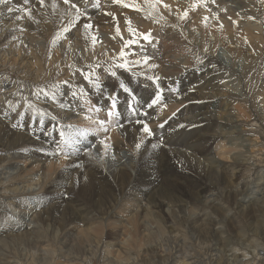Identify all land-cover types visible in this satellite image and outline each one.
<instances>
[{
  "label": "bare ground",
  "instance_id": "bare-ground-1",
  "mask_svg": "<svg viewBox=\"0 0 264 264\" xmlns=\"http://www.w3.org/2000/svg\"><path fill=\"white\" fill-rule=\"evenodd\" d=\"M123 1L137 3L138 9L143 10H139L135 20L133 17L129 22L111 21L110 13L114 14ZM71 4L77 6L79 13ZM261 6L264 7V0H149V3L145 0H70L69 4L64 0H43V3L7 0L6 4H0V70L12 69L21 79L15 82L0 79V148L12 153L11 157L0 155V195L11 196L8 203L16 207L25 206L19 199L28 197L33 204L31 214L35 215L32 222L24 216L21 227H16L17 220L0 223V246L12 243L15 246L14 242L20 244V241L21 245L30 244L32 251L26 245L13 249L21 253L22 264H65L73 259L62 253L60 257L58 249L54 245L46 246L39 234L45 223L62 227L67 220L72 228L69 236L75 238L76 233L85 238V231L94 230L97 239L103 229L112 228L111 233L120 240L117 242L129 249L130 242L143 247L139 238L158 234L173 237L176 233L172 208L190 210L183 197L191 198L194 194L184 188L188 181L183 182V164L190 167L189 180H204L197 187V194L201 196L213 185L207 174L200 171L202 160L217 164L218 172L223 173L222 179L230 180L237 175L232 171L236 166L229 163L230 155L236 147L240 150L249 144L246 138L236 136L237 129L232 125L237 120L230 102L223 99L226 95L214 90L219 88L221 79L226 82L228 76H234L241 81L258 65V55L264 49V42L260 40L264 29L260 24L264 13ZM154 28L161 30V38L154 33ZM150 33L151 39L140 45L142 38ZM129 41H136L138 49L131 43L134 47H130L131 52L127 51ZM152 43H155L154 49ZM190 45L199 54H193L188 48ZM219 47L231 58L227 66L218 58ZM139 49L142 51L133 58L132 52ZM125 50L128 52L126 67L113 61L106 65L109 59L114 60L117 55L120 58L119 54ZM238 57L246 60L243 69L235 62ZM129 64L132 69L128 70ZM128 71L137 72L138 77L129 75ZM48 75L55 79L54 88L49 91L51 95L30 92L35 102L43 105L45 113H36L38 116L33 117L34 112L25 111L24 100L16 110L5 103V99L14 97L10 92L16 93L19 86L36 84L39 87ZM147 81L153 84V89L147 87ZM124 87L130 92H125ZM157 94L160 100L148 107ZM112 97L117 101L115 109L111 106ZM223 101L227 104H222ZM132 104L137 108L133 112L128 109ZM243 107L240 104L237 108L245 116ZM218 115L225 122L224 131L214 130L215 123L219 124ZM145 125L148 132L144 131ZM62 131L68 138L73 137L65 149L60 140ZM207 136L214 137V150L209 151L213 155L207 151L200 155L196 146L209 142ZM184 137L185 142H192L182 148L179 144ZM95 143L99 157L94 159L92 153L96 149L90 147ZM239 150L233 154L235 162L240 161ZM116 154H123L126 162L113 157ZM263 176L258 173L256 182L245 186L237 196L233 190L236 201L244 207L252 206L259 218L264 217ZM86 201L92 209L87 208ZM191 213L188 220L204 221V215L193 212L191 216ZM226 217V213L221 215ZM219 222L211 226V234L220 235L224 225ZM99 238L97 244L87 241L89 255L83 261H93L94 249L103 243ZM114 242L116 245L106 241L105 249L111 246L113 252L118 249L115 247L118 243ZM178 252L182 253L177 257L171 253L166 264H204L191 255H183L181 247ZM29 253L34 255V261ZM255 253L264 263V247ZM110 254L109 250L101 255L104 263L111 264ZM137 256L138 259L140 255ZM115 257L117 263L122 262L121 257ZM137 259L134 257L126 263L137 264ZM0 264H6L4 254H0Z\"/></svg>",
  "mask_w": 264,
  "mask_h": 264
},
{
  "label": "rangeland",
  "instance_id": "rangeland-1",
  "mask_svg": "<svg viewBox=\"0 0 264 264\" xmlns=\"http://www.w3.org/2000/svg\"><path fill=\"white\" fill-rule=\"evenodd\" d=\"M31 4H33L34 6L37 5L35 3H31ZM118 5H119V2L117 5H115V7ZM125 5H129V6H125ZM263 8L264 7L261 6L260 10H263ZM127 10H128V12H127ZM114 14H113V12L110 13V15H111L110 20L115 21L117 23H121L122 21H128L129 22V20L133 17H134L133 19L135 20V17L140 15L139 10H138V4L137 3L136 4L129 3L126 1L121 2L118 10L115 11ZM261 16H262V19L260 21V24H262L263 25L262 27L264 28V13H262ZM160 21L163 22L162 19H160ZM133 22H131V23H133ZM172 23L173 22H170V24H172ZM144 25H146V24H144ZM157 26H163V25L159 24ZM153 27H154V25H153ZM153 31L155 34L159 35L160 38L162 37V36H160L161 30L158 31V30H156V28H154ZM151 34L152 33L148 34L147 38H142L140 45L146 44L147 40L151 39L150 38V37H152ZM144 37H146V36H144ZM260 40L262 42H264V29H263V33L260 35ZM126 44H127V42H126ZM133 45H136V49H138L137 45H139V44L136 41L133 42ZM133 45H130L128 43V45H126V50L131 52L133 47H134ZM154 45H155V43L151 44L152 49H154V47H155ZM130 47H132V49ZM146 47H148V46H146ZM188 48L192 51L193 54H195V55L199 54L198 52H196L197 54L194 52L195 49L193 46L190 45ZM126 50H125V52H123L124 53V55H123L124 59L122 58V55L119 54L120 58L117 55L114 60L109 59L108 61H106V65L108 66L107 63H109L110 61H113L115 64H117L119 66L122 64L125 65L124 64L125 57H126V55H128V52H126ZM141 51H142V49H139V51L138 52L136 51V53L132 52L133 58L135 57V59H136L137 57L135 55L140 53ZM217 54H218V58L222 59V61H220L221 63L223 62L222 65L226 64L224 66H227V63L229 61H231V58L229 57L227 51L224 48H222V47L217 48ZM238 58L239 59L235 60V62L237 63L238 67L243 69V67H245V65H246V60H245V58H242V57H238ZM258 58H259L258 65L254 69L251 70L252 72L251 71L247 72L246 75L243 76L241 81L235 80L234 76H233V78H231V76H228L229 75V73H228L227 74L228 78H226V80H225L226 82H224L223 79H221V83L219 85V88H216L214 90L216 92L217 91L223 92L224 95H226V96H223L224 97L223 99L225 101L228 100L227 102L231 103V104L229 103V106L232 109L231 112L232 113L234 112L233 114L237 120L234 122V125H232L233 129H237V132H236L237 135L236 136L242 137L243 139L246 138L247 142L249 143V144H245L244 146H241L240 150H239L240 147L235 148L236 150L241 151V153L239 152L241 154V157L239 158L240 161L238 160L235 162L236 159L233 155V154H235V152L238 153V151H236L234 149L235 152L232 153L234 151L233 150L231 152L232 154L230 153L231 159L229 158L230 159L229 163L232 166L233 165L236 166V167H234L235 169L232 171H235L237 175L236 176L234 175L233 177H231L230 180H229V178H227V180H223L222 179L223 173L218 172L219 168H218L217 164H214V163H212V161H210L213 164L212 165L211 163H208L211 165L210 166V165L205 163V160H202L200 171L207 174L206 176L209 177L208 178L210 180L209 182L211 184L213 183L214 186L213 185L212 186L207 185L209 188H207L206 191L202 192V195L199 196V194H197V187L199 185L201 187L202 186L201 184L205 183V182L202 179H198V182L193 181L195 184H192L193 182L191 180H189V178H188V175H189V169L188 168H190V167L188 164H183V167H181L182 173H184V175H185L183 182L186 183L188 181L184 188L187 189V191H189V190H191L190 192L193 191L192 193H194V194H193V196H191V198L188 197L189 199L187 197H183L184 201H186V203H188L190 210L184 211V210L178 209L176 211L175 208H172V211L174 212V213L172 212L174 214V219H173L172 225L174 226L175 233H176L173 235L174 236L176 235L175 237L173 236V237L167 238L168 237L167 235L162 236L161 234H158L157 236H154V237L153 236L144 237L142 240H140V238H139V241H142L144 243L143 247H140L139 243H137L138 244V246H137V244H132V242H130V244L133 247L130 246V249H129L128 247L124 248V246H121L122 244H120V242H117L120 240L117 239L115 236H113L114 234L111 233L112 232L111 230H113L112 228H110L111 230L105 228V229H103V233H101V235H99L97 237V239L100 237L99 239H102L103 243L98 249L97 248L94 249L96 252L93 254L94 255L93 261L92 260H91L92 262L87 261V260L83 261L84 256L89 255V252L86 251L87 245L90 244L88 242L92 241L93 244H97L98 242H96V241H98V240L95 237V233L93 234L94 230L85 231V234L87 233L85 238H83L82 236H80L79 234H76V233H74L76 235L75 238L73 237V235L69 236L70 232L72 231V228H71L70 220H67V222L64 223L62 225V227L60 225H53V226L50 225L49 226L48 223H45V225H42L40 227V229L42 231H41V234H39V237L42 238V240H44L43 243L46 244V246L48 244L54 245V247H56L58 249L60 257H61V253H62V254H65V256L68 258H72L73 260L69 261V262L65 259V261H67L70 264H89V263L90 264H108L106 261H105V263L103 262L104 260H103V257H101V255H103L104 252H106V251L109 252V250L111 251V254L109 256H111L113 259L110 262L111 264L117 263L118 260L116 261L115 256L121 257L120 259H122V262L117 263V264H123V263L128 264L126 262H129V261L132 262L134 260V257H136V259H137V257H138L137 255H140L138 258L139 260L137 259V261H136L137 264H164V263L166 264L171 253H172L171 255H173V256L175 255L176 257L178 256L179 253H182V252H178V249L180 247L184 251L183 255H185V254L191 255V256L195 257L196 260L203 261L204 264H216V263L217 264H248L249 262H250V264L251 263L252 264H254V263L260 264L262 259L255 252H257L259 249L264 247V217L259 218L258 217L259 215L255 214V212H254L255 209L252 206L244 207L243 206L244 204H241L238 201H236V196L238 195L237 193H239V191L242 192V190L244 189L245 186L251 185V184H253V182L255 183L256 182L255 177L257 176L258 173H260L261 176H262V173L264 174V49H263V52L260 55H258ZM101 64H105V63H101ZM131 66L132 65L129 64L128 70L132 69ZM13 72L15 73L16 71H12V69H7V68L3 69L2 71L0 70V79L5 80V81H12L13 80L12 82H15L17 80H21V79H19V74L17 72L14 74ZM130 73L133 76L138 77L137 72L133 73V72L128 71L129 75H130ZM7 75H10V76H7ZM55 76L56 75H54L53 77H55ZM14 78H15V80H14ZM44 79H45V81L43 83L38 84L39 87H36V84H27V87H25V88H22L19 86V88H17L18 90L15 91L16 93L10 92V95L14 96L15 98L10 97L11 99L10 98L5 99V103L9 104L10 107L15 108V110H16V108L19 107V103H21V101L24 100L25 101V103H24L25 111H28L31 113L34 112L32 115L33 117H34V115L38 116L37 114L40 115L41 113H45V110L43 109L44 107H42L43 105L39 104V101L36 103L34 100L33 94H31L32 93L31 91H33V93L36 91L35 92L36 94H40L43 96H44V94H46V97H47V95L48 96L51 95V94H49L50 93L49 91L54 88L55 79L51 78V76L49 77V75H48V77H46ZM145 84L150 89L154 88L153 84L149 83L148 81L145 82ZM33 86H35L34 89H33ZM47 86H49V87H47ZM159 89L164 92V90L161 89L160 85H159ZM28 90H30V91H28ZM16 94H17V97H16ZM225 98H228V99H225ZM9 100L11 102H9ZM225 101H223L222 104H227V103H225ZM240 104L242 107L244 106L243 109H245V110H243V113L245 112V116L241 115V113L239 112V109L237 108V107H239ZM131 106L132 107H130V106L128 107L129 111L133 112L132 111L133 109L137 110V108L134 106V104H132ZM218 116H219L218 120H216V121L219 124L215 123L214 130L217 128L221 131H224L225 129L223 128L222 125L225 124V122L223 121V119H221L222 116H221V118H220V115H218ZM217 125H219V126H217ZM200 127H202V125ZM62 132L65 135L61 136V133H60V138H61L60 140H62V141H64L65 139L73 140L72 136H70L68 138L67 134L64 131H62ZM213 132L215 133V131H213ZM207 137H208L207 140H209V142L206 141V142H203L202 145L200 144L199 147H198V145L196 146V149H200L199 150L200 153H199V151H197L198 154H200V155L203 154L205 151H207V153L210 154V152H212L214 150L213 148H214L215 142H212L214 140V139H212L213 136H211V138H209V136H207ZM210 139H212V140H210ZM179 140H181V139H179ZM200 140H202V138H200ZM185 141L186 140L184 137L181 140L179 147L185 148V145H191L192 140L188 141V142H185ZM207 143H209V144L207 145ZM68 145H69V143L63 142V148L64 149ZM96 145L97 144L95 143V145L90 147L91 150L96 149V151H95L96 153H92V155L94 156L93 157L94 159L99 157V151H98V148L96 147ZM24 146L25 145H23V147ZM245 146H246V148H245ZM133 147H135V145H133ZM209 148H210V150H209ZM0 149H1V152H0L1 156H5L6 154L9 155L10 157L12 156V153H8L7 149H2V148H0ZM82 152L85 153L86 151L82 150ZM210 155H213V153ZM123 156H124L123 154L122 155L116 154L113 157H118V159H117L118 161L122 160L121 162L125 163L126 161L123 160L124 159ZM232 157L235 160H232ZM243 158H245L246 160H242ZM231 160H232V162H231ZM203 162L206 165L203 164ZM204 169H205V171H204ZM237 170L239 172H237ZM195 172L197 174H199V171L198 172L195 171ZM208 175H210V176H208ZM182 178L183 177L181 175L179 177L180 181L183 180ZM215 184H217V185H215ZM220 184H222V185H220ZM144 185H146V184L144 183ZM139 189H140V187H139ZM233 190L236 191V194L234 193L235 191H233ZM232 195H234V196H232ZM10 197L11 196H9L8 194L3 195V197H1V195H0V223L5 224L9 221L13 222V220H17V221H14L16 227H19V226L21 227V221H22V218L24 216L27 219H29V222H32L35 219V215L31 214L30 208L33 205V204H31V202H32L31 199H29L28 197H25V199H24V197L21 198V196L20 197L18 196L19 198H21V199H19L20 202L21 203L23 202L25 204V206L22 205L21 207H18V206L16 207L15 205L13 206V205H10L8 203L7 199H10ZM241 197H243V196L241 195ZM27 200H28V202H27ZM85 203L87 205V208L92 209V206L89 202L87 203V201H86ZM107 205H108V203H107ZM29 209H30V211H29ZM191 212L192 213L194 212L196 214L197 213L201 214V216L204 215V218H203L204 221L201 222V220H199L197 223H195V222L188 220L190 218L189 214ZM192 213H191V216H193ZM223 213H226V215H227L226 218H221V215ZM249 215H250V217H249ZM217 221L218 222L220 221L219 222L220 225H224V227H223L224 229H222L220 235L219 234L216 235L212 230L211 231L213 233L211 234V232H210L211 226L216 225L215 223ZM199 224H201V225H199ZM59 226L62 229H60ZM197 226L199 229L197 228ZM201 229H203V230H201ZM104 230L107 232H108V230H110V232L107 233ZM59 231H60V233H59ZM89 232H91V233H89ZM197 233H198V235H197ZM108 235H111V236H108ZM87 236L90 238L92 237V238L89 239ZM164 236H166V237H164ZM62 237L64 239H62ZM165 238H166V240H164ZM85 239H86V241H85ZM167 239H169V240H167ZM63 240L66 241V243H68L69 245L63 244V242H64ZM67 240H68V242H67ZM73 241H74V245L72 244ZM106 241L107 242L111 241L112 245H116L114 242V241H116L118 243V246H115V247H117L119 250L115 249V251L113 252L114 248L112 246L106 250L105 249V244H106L105 242ZM135 241L139 242L136 239H135ZM69 242H71V243H69ZM76 242H78V243H76ZM203 242H205V243L203 244ZM21 243H22L21 241H20V244L14 242V245L17 246V249L19 247L18 245H20L21 247L23 245H26V247H28V250L32 251V247L30 244L29 245H27V244L21 245ZM75 243L77 245L76 247H75ZM208 243H211V244L209 245ZM205 244L208 246H206ZM12 245H13V243L11 245L0 246V254H4V260H5L6 264H22L24 259L20 257L21 253L20 254H18V252L16 253L13 250L15 248V246H12ZM225 245H226V247H225ZM119 246L121 247V249L119 248ZM159 246H163V247H159ZM209 246H211V247L209 248ZM9 247H10V249H9ZM21 247H19V248H21ZM224 247L226 249H224ZM73 248L76 251L73 250ZM122 248H123V250H122ZM162 249L165 250V252H162L161 251ZM124 250L126 252L127 251L128 252L126 253ZM129 250H131L132 252ZM214 250H215V252H214ZM121 251L123 252L124 255L119 254V253H122ZM131 253H134V254H131ZM212 253L213 254L215 253V254L213 255ZM118 254H119V256H118ZM29 257L32 261L35 260L34 255H32L31 253H29ZM113 257H115V258H113ZM13 259H15V260H13ZM127 259H129V260H127ZM60 261H59V263H60ZM62 261H64V259ZM169 261L172 262L171 259ZM67 262H65V264H68ZM114 262H116V263H114ZM177 263L178 262H176V264ZM261 264H264V263H261Z\"/></svg>",
  "mask_w": 264,
  "mask_h": 264
},
{
  "label": "snow or ice",
  "instance_id": "snow-or-ice-1",
  "mask_svg": "<svg viewBox=\"0 0 264 264\" xmlns=\"http://www.w3.org/2000/svg\"><path fill=\"white\" fill-rule=\"evenodd\" d=\"M65 4H69L70 3V0H64ZM7 3V0H0V4H6ZM41 3H43V0H41ZM145 3H149V0H145ZM125 6H129V5H125ZM71 7L72 8H77V6L75 4H71ZM165 7H167V5H165ZM138 10H143V9H138ZM77 12L79 13V9L77 8ZM85 27H91V25H85ZM118 30V29H117ZM119 31V30H118ZM129 31H132V29L130 28ZM147 38V37H145ZM134 41H129L128 43L131 44L133 43ZM121 55L123 56L124 53L121 52ZM145 62L146 59H145ZM120 67H126V65H120ZM112 75L115 76L116 73L115 72H112ZM149 79H152V77H149ZM158 79V78H157ZM67 83V82H65ZM123 87V86H122ZM157 87L159 88V85L157 84ZM125 92H130V89L127 88V87H124L123 89ZM133 100H135V96L133 95ZM160 100V96L157 94L154 99H152L149 104H148V107H152L154 104H156L158 101ZM116 104H117V101H116V98L115 97H112L111 98V106L113 109L116 108ZM133 111H135V109H133ZM113 113L112 112H109V115H112ZM144 131L148 132L149 129L147 128V125H145V128H144ZM65 134L63 132H61V136H64ZM64 143H70V141L68 139H65L63 141Z\"/></svg>",
  "mask_w": 264,
  "mask_h": 264
}]
</instances>
